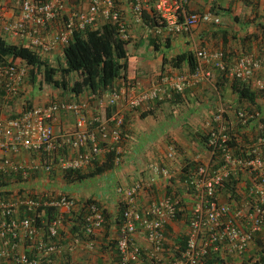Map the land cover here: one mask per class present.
I'll use <instances>...</instances> for the list:
<instances>
[{
	"label": "built area",
	"instance_id": "1",
	"mask_svg": "<svg viewBox=\"0 0 264 264\" xmlns=\"http://www.w3.org/2000/svg\"><path fill=\"white\" fill-rule=\"evenodd\" d=\"M4 1L0 0V37L14 38L40 59L56 46L63 48L73 32L92 30L96 18L112 26L119 40L128 39L129 27L122 20L114 0H78L84 8L68 12L64 9L68 0H15V6L11 8ZM187 5L188 0H132L129 7L131 23L153 35L188 33L199 25L219 24L218 16L211 10L190 12ZM56 22L59 25L53 33L52 25ZM193 59L192 69L187 73L155 76L146 88L133 80L110 90L86 91L65 101L28 105L8 118H1L2 109L9 107L11 100L19 96L28 76V67L23 60L2 56L0 178L26 177L39 169L51 171L54 165L62 172L77 171L92 166L106 152L112 153L117 163L126 139L124 122L128 112L146 110L149 105L212 76L226 77L252 94L264 89V49L257 54L242 53L231 61L220 51L198 50ZM107 109L110 110L108 115L98 114L106 113ZM60 113L74 118L73 127L55 133L52 123ZM228 114L226 105L218 102L204 123L206 132L202 143L207 158L204 161L201 156H196L183 180L193 202L186 220L185 246L169 264H202L212 260L221 250L228 255H240L264 227V134H259L258 128L252 137H243V129L253 127V123L258 126L261 115L252 105L238 106L232 119ZM20 152L35 155L39 160L29 165L14 160ZM166 158L173 159L171 151ZM150 169L162 176L168 175L160 166ZM243 174L248 175L249 181L238 205L234 201L233 184ZM226 184L231 186V192L227 202H220L217 197ZM148 188V184L139 181L114 189L120 212V230L113 243L117 264H162L159 255L165 245L163 227L166 221L176 218L179 203L173 196L165 195L139 211L134 200ZM42 205L52 210L53 215L38 223L37 211ZM76 208H80L77 203L64 195L45 202L27 193L13 199H0V261L39 264L41 258L69 253L77 238L71 244H60L61 216L57 213L68 214ZM81 208L85 210L81 232L90 237L103 226V212L93 201ZM19 233L30 256L17 253ZM136 233L149 244L148 250L135 246L132 236ZM85 246L91 248L89 242ZM256 259H259L256 264H264V253Z\"/></svg>",
	"mask_w": 264,
	"mask_h": 264
},
{
	"label": "crops",
	"instance_id": "2",
	"mask_svg": "<svg viewBox=\"0 0 264 264\" xmlns=\"http://www.w3.org/2000/svg\"><path fill=\"white\" fill-rule=\"evenodd\" d=\"M124 23L129 27L128 39L123 41L125 52L131 60L134 80L140 87L146 88L150 80L158 75L167 77L187 73L190 68L187 62L178 67H171L161 59H169L177 54L203 50L207 53L221 52L226 60L231 61L242 53L257 54L264 49V0H188L187 9L190 12H203L217 9L219 24L217 26L199 25L188 33H173L153 35L146 33L142 27L131 23L130 3L132 0H114ZM15 0H5L4 4L14 7ZM78 0H68L65 12L84 8ZM212 8V9H211ZM147 17V15H146ZM59 22L52 25L55 33ZM104 25L101 18H96L92 29ZM6 44L19 45L14 38L0 37ZM137 55V56H136ZM55 67V62H63L62 47L56 46L40 59ZM29 68V67H28ZM28 71V70H27ZM26 83L19 96L11 100L9 107L1 111V118H8L16 114L25 106L44 105L49 101H65L73 97L67 89L47 85L37 75L27 73ZM35 77V79H34ZM54 79L61 80L59 75ZM70 83V82H69ZM114 82V86L117 85ZM235 82L226 77H214L202 80L196 85L185 89L179 94H172L160 102H155L146 110L131 111L126 114L124 129L126 139L122 145V155L119 162L105 155L92 166L79 170L77 179L64 178L63 172L54 165L51 171L37 170L30 172L26 177L16 175L0 178V199H13L24 194L30 195L41 202L57 199L64 195L73 199L80 208L71 213L58 211L61 216L59 224V242L72 244L69 253L54 254L47 259H39V264H117V255L114 248V239L119 233V200L115 196L116 187H128L134 182H143L149 185L148 191L141 193L134 204L139 211L166 193L178 200L179 210L177 217L165 222L163 230L165 237L164 251L159 255L162 264H169L176 259L180 250L179 242L186 236V220L190 215L192 199L188 195L181 179L186 164L193 163L196 156L202 160L207 158L203 146V134L206 132L204 123L209 119L214 107L222 102L227 107L228 118H233V112L241 102L238 100L234 88ZM253 106L260 112L264 120V99L260 93H255ZM240 102V103H239ZM242 105H249L242 101ZM96 110V109H95ZM100 116L108 113H98ZM143 114L144 116H140ZM74 118L68 114H57L52 123L55 133L66 132L72 129ZM259 126L243 129V137H252ZM171 151L173 159H167L166 154ZM2 158V153H0ZM14 160L23 164H35L38 158L26 152H20ZM42 163L45 161L41 159ZM53 162V161H52ZM51 162V163H52ZM54 163V162H53ZM152 166H160L167 170L168 175L162 176L151 171ZM233 186L236 204L244 198V189L248 185L247 174L239 176ZM231 186L227 184L218 194V201L227 202ZM95 202L103 212V226L94 235L85 237L81 232L84 208L87 202ZM51 212V213H50ZM53 215L43 205L37 211L38 223L47 221V214ZM17 253L30 256L25 249L19 233ZM135 246L148 250L149 244L138 233L132 236ZM90 243L91 248L85 246ZM264 252V227L255 234L247 250L240 255H228L225 250L210 260V264H245L254 260ZM0 264H10L0 261ZM143 264H148L144 262Z\"/></svg>",
	"mask_w": 264,
	"mask_h": 264
},
{
	"label": "trees",
	"instance_id": "3",
	"mask_svg": "<svg viewBox=\"0 0 264 264\" xmlns=\"http://www.w3.org/2000/svg\"><path fill=\"white\" fill-rule=\"evenodd\" d=\"M211 11L214 14L218 12L215 7ZM143 16L144 19H147L145 14ZM151 18L155 20L154 16ZM62 55L63 62L57 63L55 67H50L47 62L41 61L28 48L21 45L6 44L0 40V60H2V56L23 60L26 66L29 67L27 73L30 76H33L38 70L41 72L42 68V79L45 84L67 89L72 92L73 96L86 91L93 92L97 89L110 90L134 80L130 73L133 71L130 65L131 60L125 52L124 43L116 37L114 28L109 24H104L92 30L86 29L73 32L62 48ZM184 61L192 69L194 59L190 53L177 54L167 60L161 59L162 64L167 63L171 67H178ZM55 75H59L61 80L54 79ZM114 82L118 84L114 86ZM233 90L241 103L243 101L253 106L255 94L237 86ZM258 93L264 99V89ZM241 103L237 107L243 106ZM246 105L244 106L246 107ZM109 112L110 110L107 109L106 113ZM140 116L143 117L144 115L141 114ZM258 124V133L264 134V120L259 119ZM104 155L113 158V154L110 152H106ZM193 163H188L184 165V169H181L183 171L182 180L185 179L187 171L193 167ZM78 171H65L63 177L71 178L79 173ZM75 177L80 179L82 175L77 174ZM165 195L170 196L171 194L166 193ZM50 217V213H48L47 219ZM175 217H177V214ZM185 241L186 237L180 240V250L184 248ZM259 259L253 260L249 264H256ZM202 264H210V261Z\"/></svg>",
	"mask_w": 264,
	"mask_h": 264
},
{
	"label": "rangeland",
	"instance_id": "4",
	"mask_svg": "<svg viewBox=\"0 0 264 264\" xmlns=\"http://www.w3.org/2000/svg\"><path fill=\"white\" fill-rule=\"evenodd\" d=\"M136 56H137V55H136ZM57 63L59 64V62L56 61L54 65H57ZM130 65H131V64H130ZM130 73H131V74H134V75L137 77V73L135 74V71H131ZM34 75H37L38 78L41 80V72H40L39 70L36 71V72L34 73ZM135 76H134V77H135ZM134 77H133V78H134ZM34 79H35V77H34Z\"/></svg>",
	"mask_w": 264,
	"mask_h": 264
}]
</instances>
